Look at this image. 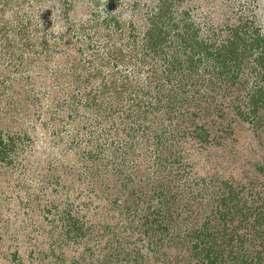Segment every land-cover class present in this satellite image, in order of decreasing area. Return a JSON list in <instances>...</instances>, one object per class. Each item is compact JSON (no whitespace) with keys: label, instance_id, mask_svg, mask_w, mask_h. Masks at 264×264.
Instances as JSON below:
<instances>
[{"label":"rangeland","instance_id":"1","mask_svg":"<svg viewBox=\"0 0 264 264\" xmlns=\"http://www.w3.org/2000/svg\"><path fill=\"white\" fill-rule=\"evenodd\" d=\"M260 89L264 0H0V264H162L187 181L264 206Z\"/></svg>","mask_w":264,"mask_h":264},{"label":"trees","instance_id":"2","mask_svg":"<svg viewBox=\"0 0 264 264\" xmlns=\"http://www.w3.org/2000/svg\"><path fill=\"white\" fill-rule=\"evenodd\" d=\"M260 90L248 95L246 109L239 112L249 114L257 124L264 110L260 104H264V89ZM204 135H197L200 141H205ZM209 182L187 181L181 184L187 191L183 200L159 199L155 208L142 209V225L153 230L152 234L144 230L153 258L162 264H264V206H248V199L240 197L243 190L237 192L232 183ZM167 186L161 180V197Z\"/></svg>","mask_w":264,"mask_h":264}]
</instances>
